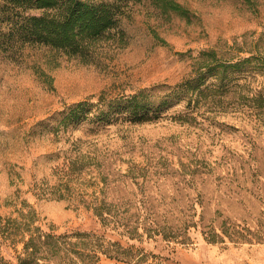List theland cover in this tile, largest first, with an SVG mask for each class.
Masks as SVG:
<instances>
[{
	"label": "rangeland",
	"instance_id": "rangeland-1",
	"mask_svg": "<svg viewBox=\"0 0 264 264\" xmlns=\"http://www.w3.org/2000/svg\"><path fill=\"white\" fill-rule=\"evenodd\" d=\"M174 1L180 9L120 1L117 24L85 58L0 39V216L30 210L41 228L132 246L119 250L130 259L97 252L93 264H264V0ZM233 62L222 82L191 85ZM141 88L151 101L177 97L143 121L111 107ZM99 99L110 121L67 117L71 104ZM82 155L73 195L49 193ZM99 174L108 224L77 200ZM0 240L15 264L22 243Z\"/></svg>",
	"mask_w": 264,
	"mask_h": 264
},
{
	"label": "trees",
	"instance_id": "trees-1",
	"mask_svg": "<svg viewBox=\"0 0 264 264\" xmlns=\"http://www.w3.org/2000/svg\"><path fill=\"white\" fill-rule=\"evenodd\" d=\"M120 1L122 0H0V21L5 23L4 29H0V39L8 42L12 39L39 41L85 58L95 38L117 24L118 17L122 13ZM151 1L162 10H178L181 7L174 0ZM29 9H38L40 12L27 13ZM220 66V70L216 72L212 71L213 68L197 72L191 85L198 89L208 76H214L216 82H222L226 77L227 67H230V71L238 70L237 62L220 64ZM144 92L145 88H141L120 97L111 107L115 112L125 111L130 120L143 121L151 118L148 113L153 106L156 105L158 110L177 97L167 93L151 101ZM92 111H95L96 117L104 122L112 119L111 112L103 104L102 99L96 102L82 100L71 104L67 117L71 121H77L80 115ZM81 157L72 160L70 168L61 172L56 182L48 185L49 193L55 197L73 195L75 188L71 184L69 173L81 171L85 163L82 159L88 160L84 155ZM107 176L100 174L92 176L91 180L95 188L91 193H84L86 198H82L83 195L77 196V200L92 209L102 224H108L113 218L108 205L110 203L104 196V188L108 184ZM98 180L103 182L99 188ZM105 212L108 216L104 215ZM34 221V214L30 210L27 212L19 210L18 217L0 216V238L9 239L13 243L17 241L22 243L15 264H93L98 259L97 252L110 257L130 259V254L124 255V252L119 250L121 248L130 250L132 246L123 247L115 240H108L105 246L100 241L101 237L93 232H56L53 226L44 229L40 225H35ZM209 239L215 240V238ZM0 264H10L1 253Z\"/></svg>",
	"mask_w": 264,
	"mask_h": 264
}]
</instances>
